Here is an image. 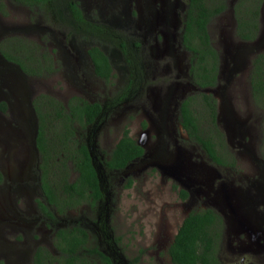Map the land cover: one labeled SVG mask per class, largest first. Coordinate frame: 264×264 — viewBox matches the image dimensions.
Instances as JSON below:
<instances>
[{
	"label": "rangeland",
	"instance_id": "374dc122",
	"mask_svg": "<svg viewBox=\"0 0 264 264\" xmlns=\"http://www.w3.org/2000/svg\"><path fill=\"white\" fill-rule=\"evenodd\" d=\"M3 1L7 13L0 12V44L12 37L38 40L44 35L48 49L55 45L49 32L44 27L35 25L38 22L41 25L46 23L47 27L55 26L48 15L44 17L46 21L38 20L25 7L15 6L10 0ZM118 2L119 0L116 3L113 0H107L106 3H102V0H86L84 4L88 18L99 21L100 24L105 22L104 25L110 27L111 37L98 39L92 34L69 29L67 40L75 38L74 52L81 51L88 61L83 65L86 73L83 76L81 71L76 70L73 75L67 69V65L70 67L72 61L75 62L78 53H73L67 61V57L64 58L65 55L57 50L52 55L59 65V71L49 77L31 78L27 83L26 92L31 96L32 103L41 94L53 96L60 101H66L73 95L87 100L105 101L106 97H113L126 88L131 74L127 68H123L122 61H118V43L121 38L118 36L127 32L130 20L136 22L134 17L138 16L137 0H120V4ZM230 8L212 23L211 36L224 61L222 80L215 91L218 125L226 135L229 134V137L225 136L226 145L235 156L236 167L226 169L212 163L198 145L189 142L178 122L174 123V139L172 137L168 146V141L162 134L164 128L158 123L161 112L160 104L157 105L161 103L159 87L164 84V94L169 88V91L173 90L174 95H177V99L181 88L191 93L195 90L185 86L182 77L170 79L167 74H160L153 68H150L151 73L146 68L143 69L145 61L142 59L141 49L136 62L137 74L139 77L140 74L143 76V82L140 83L141 102L129 101L125 111L118 110L110 115L98 135L97 154L100 157V151L106 157V153L115 146L125 126H128L135 140L145 134L143 140L148 143V156L144 164L135 163L128 172H114L112 179L108 181L113 202L109 219L111 231L117 239L118 253L130 264L136 255L143 257L137 264H172L168 250L184 218L192 211L209 207L218 211L226 221L219 247L222 263L264 264V226L259 224V217L261 216V220L264 217V206L254 204L264 198V173L252 170L253 153L257 156L256 163L264 159V110L254 105L248 93L252 59L264 52V13L259 37L254 42H242L234 36L235 18ZM131 11L132 19L123 18V15H129ZM124 27H127L126 31ZM141 36H132L130 46L132 41L139 44ZM99 42L113 61L114 76L110 83L93 75L85 53L88 44ZM143 51L145 54L150 53L144 49ZM132 55L133 53L130 57ZM182 59L187 60L188 57ZM149 62L153 63L150 59ZM183 66L184 64L174 70L172 75L182 73ZM229 71L230 73H226ZM228 76L231 81L229 84L224 81ZM171 82L172 90L169 85ZM23 85L22 80L21 86ZM7 87L0 85V102L8 96L11 103L5 112H0V129H4L0 130V172L5 176L4 183L0 185V264H23L22 258L16 256L17 247L23 253L26 250L32 252L36 245L43 246L57 254L54 237L62 223L50 219L46 222L42 216L45 213H40L39 206L36 205L37 198L44 201L43 190L37 183L42 175L38 170L41 158L39 156L35 162L32 156L24 96L20 89L16 90L19 92L9 91ZM145 93L150 95L156 108L142 104ZM192 96L200 97L195 93ZM144 123L147 125L146 129L143 127ZM161 149H165L164 157L157 155ZM75 177L76 173L73 172L69 179L74 180ZM128 179L132 180L130 187L127 186ZM13 184L15 185L11 187ZM180 190L187 192L186 199L182 198ZM49 207L54 209L50 205ZM82 208L85 212L89 211L87 205ZM62 218L69 224H74L83 216L78 209L71 210ZM14 244L15 253L12 254L9 249Z\"/></svg>",
	"mask_w": 264,
	"mask_h": 264
},
{
	"label": "trees",
	"instance_id": "16d2710c",
	"mask_svg": "<svg viewBox=\"0 0 264 264\" xmlns=\"http://www.w3.org/2000/svg\"><path fill=\"white\" fill-rule=\"evenodd\" d=\"M13 4L26 6L31 10L43 8L51 11V5L58 0H10ZM187 9L183 21V45L192 54L191 74L193 82L199 88H212L217 85V76L221 64V53L214 46L211 36V25L225 14L230 0H186ZM264 0H238L234 5V36L242 42H254L261 32V10ZM81 19V11L77 10ZM5 3L0 0V11L4 14ZM98 26L91 27L95 29ZM31 48V54L24 50ZM33 41L22 42L14 52L2 51L11 61L20 66L25 74L31 77H49L56 69L52 56L41 53ZM23 51V56L16 54ZM94 52V53H93ZM95 71L105 79H109L112 66L109 58L99 48L90 51ZM249 80L252 95L257 107L264 110V52L257 54L253 60ZM189 96L181 102L180 122L189 136L190 142L205 150L210 159L218 165L236 167L235 156L226 145V134L219 127L217 99L210 93ZM202 103V106L200 105ZM38 118L37 146L40 153L42 169L41 184L44 201L38 200L39 207L49 218L57 214H66L70 209L88 204L96 209L103 198L97 171L85 143L77 136L80 129L94 121L100 112V106L87 101L67 106L57 98L41 94L33 101ZM0 110L6 111L3 102ZM128 128L122 138L109 153L105 167L109 170L125 168L136 156L142 154L141 147L129 135ZM76 177L71 181L70 175ZM78 173V175H77ZM3 177L0 172V182ZM132 180L128 181V187ZM183 199L188 194L181 192ZM46 202V203H45ZM48 203V204H47ZM54 207L52 210L50 207ZM78 229V233L75 230ZM74 230L62 228L57 236L64 240V245L56 243L58 253L53 254L44 248L46 260L40 264H112L106 255L98 249V245H86L89 234L82 227ZM225 221L214 208L190 212L180 225L169 255L172 264H223L219 258V247L224 235ZM140 256L134 259L136 263Z\"/></svg>",
	"mask_w": 264,
	"mask_h": 264
},
{
	"label": "flooded vegetation",
	"instance_id": "af4514ba",
	"mask_svg": "<svg viewBox=\"0 0 264 264\" xmlns=\"http://www.w3.org/2000/svg\"><path fill=\"white\" fill-rule=\"evenodd\" d=\"M113 1L116 3L118 0H113ZM130 1L131 0H129V2ZM85 2L86 0H58L56 4L51 5V9H52L51 11L44 10L41 7L35 8V10H31L27 8L26 6L18 5L20 7H25L28 10V12L31 14V16H35V18L38 20L46 21L44 17L46 15L49 16V18L55 24V26L47 27L46 23L41 25L38 22H36L35 25H40L44 27L45 30L49 32V35L51 36V38L54 40L55 45H53V47L48 49L46 47L47 41L44 35L43 37L41 36L42 39L40 38L38 40H34L31 38H27V37L26 39L23 37H14V38L12 37L11 39L1 43L0 44V81H2V83L0 85L4 87L8 86L7 88L9 89V91L11 90L16 91L17 89H20V91L22 90L23 88V86H21V81L23 80L22 74L26 76L28 75L25 74L24 72L21 73L22 69L20 68V66L16 64L15 62L9 60L2 53V51L14 52L16 50V47H18V45L21 46L22 42H27L28 44V41L35 42L39 46L38 47L39 52L41 53L46 52L52 56L51 58L54 62V68L56 70L53 73H51V75H54L59 71V65L58 63L56 64L53 58L54 53H57V50H58L61 52L62 55L63 54L65 55L64 58L67 57L66 58L67 61L69 60L68 57L72 56L73 53H78L75 62L72 61L71 63L72 66H74V68L72 66H70L71 67L70 68L69 65H67L68 66L67 69L70 73H73V75H75L76 70L81 71L82 75L84 76L86 73V70H85V66L83 65L85 62H88V61L86 58H84V54L81 51L78 50L74 52L76 44H75V41L73 40L75 38L73 40H67V32L69 31V29L82 31V32L92 34L96 36L98 39L103 38V37L110 38L112 34L109 31L110 27L104 25L105 22H102L100 24L99 21L88 18V16L85 13V4H84ZM106 2L107 0H102V3H106ZM118 3L120 4V0ZM72 6H75L77 10L81 11V15H80L81 19H79V17L77 16V11H75ZM186 7L187 6L185 2H183L182 0H137L138 16L134 17L136 19L135 20L136 22L133 23L130 20L129 23L131 25L127 29V32H124L123 34L118 36V37H121L118 43V56H120L119 57L120 59H118V61H122L123 68H127V71L131 74L130 76L131 79L127 81L126 88L122 89L120 93H117L113 97H109V98L106 97L105 101H100V99L87 100L86 98H83L78 95L70 96L66 101H62L66 106L71 102L74 105L78 103L83 104L84 101H87L88 103L92 105L98 104L100 106L101 110L99 114L96 116V118L94 119V121L87 123L85 128L80 129V132H78L77 136L81 139L83 143L86 144V146L89 149L90 155L92 157L93 166L95 167V169L97 168L96 171L99 177L100 188L101 190L103 188L104 195H103V198L99 200L97 204L98 206L96 209L92 208L88 204H82L78 206L77 208L70 209L66 214H63V215L57 214L55 212L54 213L55 218L53 219L48 218L45 214H43L41 212L40 207H39V211L40 213L43 214L42 216L45 218L46 222L48 221V219H50L52 221H57V222L60 221L62 223L60 228L57 229V231L62 228H69L71 230H74L78 226L82 227L89 234V238L87 239L86 245H89L90 242L92 245L97 244L98 249L106 255V257L109 259L110 263L112 264H130V263L127 261L125 257L121 256L118 253L117 239L113 236L112 231H111V224L109 223V219L111 217L110 210H111V205L113 204V202H112V196H111L112 191L109 190L111 186L108 181L112 179V176H113L112 174L114 172H119V173L128 172L130 167H132L135 163L140 162L141 164H144L148 156L147 154V144L148 143L143 140V136L145 134H143L139 140H135L129 133V135L141 147L142 154L139 156H136L125 168L121 170L112 171L105 167V163L110 158L109 153L112 151V149L115 146L108 153H106V157L103 155L104 152L100 151L102 153V156L100 157L97 154L98 152L97 141H98V135L101 131V128L103 127L104 123L107 121L110 115L112 116L118 110L122 112L125 111V108L127 104L129 103V101L135 100L139 103L141 102L142 94L140 92V89H141L140 83L143 82V76L141 77V74H140V77H139V74H137L138 67L136 66V62H137V58L139 57L138 54H139L140 49L142 50L141 52V56L143 57L142 59L145 61V65L143 66V69L146 68L148 72L151 73L150 68H153L154 70H158L160 74L161 73L167 74L170 79L174 77L176 78L182 77L185 83V86H190L191 88H194L195 90L194 92L191 93V92H186L185 89L181 88L180 89L181 94L180 93H179L180 95L178 94V99H177L176 97L177 95L175 96L174 92H172L173 90H172L171 85L173 84V82L169 84L172 91H169V88H167V92L165 94L163 91L166 89L165 88L166 86L163 84L162 86L159 87L160 93H161V103H157V105L160 104L159 106H160L161 112L159 114L160 117H159L158 123L164 128L162 129V134L164 135L165 140L168 141L167 142L168 146L174 139L173 128L176 127L174 123L178 122L180 124L181 129H183L180 119H179L181 102L185 100L186 98H188L189 96H192L194 93L195 94H198V93L201 94L203 92L210 93L216 98L215 91L220 85L221 83L220 81L222 80V75L224 73V70L222 68V62L224 61L221 55V60H220L221 64H220L219 72L217 76L218 81L215 87L199 88L193 82V78L191 74L192 54L184 47L183 39H182L183 21H184V16H185L184 11H186L185 10ZM125 8H126V3L124 5V12H125ZM263 13H264V6L261 10V14H262L261 15V26H262V21H263ZM132 14L133 12L131 11L129 15H123L124 16L123 18H126L127 20L132 19L133 18ZM139 14L141 15L139 16ZM95 26H98V27H96L95 29L91 28ZM35 28H38V26H35ZM126 28L127 27H124L125 31H126ZM132 36H141V42L139 44H136L134 41H132L131 43L132 46H130V39ZM83 38H86V37H83ZM86 39H90V37ZM100 43L101 42L97 44H88L85 50V53L88 56L89 64L93 70V75L97 79L105 83H110L114 76V65H113V61L111 60L110 55L107 53V50L104 47L100 46L99 45ZM42 45H44L45 47L42 48ZM95 48H99L101 51H103L110 60V64L112 66V73L109 79H105L101 75L97 74L95 71V66L93 64V60L90 54V51H93ZM143 49L149 51L150 53L145 54ZM22 52L23 51H17L16 54H20L23 56ZM24 53L26 55H30L31 48L28 47V50H24ZM132 53L133 55L130 57V54ZM180 56L184 58L188 57V59L183 60L182 57ZM149 59L152 60L153 62L152 64H150ZM182 64H184L183 72L182 73L177 72L176 75L175 74L172 75L173 71L177 70V68H179ZM251 66H252V62H251ZM230 71L226 73H230ZM141 72H144V70ZM30 78H34V77L30 76ZM38 78H43V77H38ZM224 81L227 84H229L231 82L230 77L228 76L227 78L224 79ZM225 90H226V87H225ZM16 92H19V91H16ZM248 93L254 105L257 106L254 101L253 95H252V87H251L250 82L248 86ZM12 94L15 95V92H13ZM144 95H145V99H144V102H142V104L143 105L149 104L153 108H156V106H154L155 102L151 99L150 95H147L146 93ZM3 100L5 102L2 101L0 102V104L4 102L7 107L10 106L11 103H10L8 96L5 97V99ZM0 112H2V110ZM217 121L219 122V112H218ZM143 127L146 129L147 125L144 123ZM126 128H128V126H125L124 130ZM0 130H4V129H0ZM124 130H123V133H124ZM183 131L186 132L184 129ZM123 133H122V136H123ZM0 134L2 133L0 132ZM187 137L190 142L188 134H187ZM201 150L209 158V160L212 163H214L210 159L206 151L203 149ZM157 155L164 157L165 149H161V151H159ZM252 155L254 158V161L252 164L253 172L260 171V174H262V172L264 173V159H261L259 163H256L257 156L255 153H253ZM39 156H40V153H39ZM215 165L226 168V169L233 168L229 165H218V164H215ZM38 170L42 172L41 167L38 168ZM2 177L3 179L0 182V185L3 184L5 180V176H3V174H2ZM74 180H71V181H74ZM128 180H131V179H128ZM37 183L42 189L41 180H38ZM14 185L15 184L11 185V187ZM182 191L184 190H180V193ZM41 199L42 198L36 199L37 206H39L38 200H41ZM254 204L257 206L262 204L264 206V198L263 200H257L256 202H254ZM85 205H87V208L89 209V211L87 210V212H85L84 209L82 208ZM78 209H80V212L83 218L78 219L74 224H69L67 220L62 218L66 216L71 210H78ZM259 224L264 226V217L262 218V220H261V216L259 217ZM57 231L54 237V246H55V250L58 253V246L56 245V243H59L62 246L64 245V240L61 237L57 236ZM77 231L78 229L75 230V233H78ZM14 246L15 244L13 245V248L10 247L9 249L12 254L15 253ZM17 248L18 249L16 250L18 251V253L16 254V256H18L19 258H22L23 264H40L39 263L40 259H42L44 262L49 261V260H46V254H45V250L43 246L36 245L34 249L32 250V252L31 251L29 252V250H26L23 253L19 249L20 247H17ZM25 253L27 254V256ZM168 254H169V250H168ZM137 257L138 255H136L134 258L131 259V264H134L133 261ZM142 258L143 257L140 256L135 264H137ZM102 264H107V263H102Z\"/></svg>",
	"mask_w": 264,
	"mask_h": 264
},
{
	"label": "water",
	"instance_id": "95a60500",
	"mask_svg": "<svg viewBox=\"0 0 264 264\" xmlns=\"http://www.w3.org/2000/svg\"><path fill=\"white\" fill-rule=\"evenodd\" d=\"M235 2H236V0H231L230 1V7H231L230 8V11H231V13L233 15H234V4H235ZM21 73H23L22 70H21ZM22 76H23V82H24V85L23 86L24 87L22 88L21 92H22V94L24 96V101L27 104L28 128H29V131H30V138H31V150H32L33 159L36 162L37 158L39 157V149H38V146H37L38 127H39V125H38V118H37V114H36V111H35L34 106H33V103H32V98L26 92L27 83L29 82V80L31 78H30V76L28 77V76H26L24 74H22ZM226 136L229 137V134L227 133ZM245 215L248 218V214L245 213Z\"/></svg>",
	"mask_w": 264,
	"mask_h": 264
},
{
	"label": "clouds",
	"instance_id": "9594fccd",
	"mask_svg": "<svg viewBox=\"0 0 264 264\" xmlns=\"http://www.w3.org/2000/svg\"><path fill=\"white\" fill-rule=\"evenodd\" d=\"M185 4H186V6H187V2H185ZM186 9H187V7H186ZM186 9H185V10H186Z\"/></svg>",
	"mask_w": 264,
	"mask_h": 264
}]
</instances>
